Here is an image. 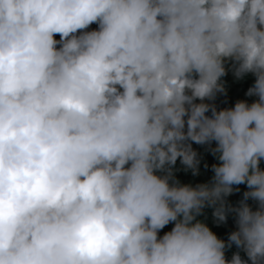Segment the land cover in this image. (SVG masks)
<instances>
[{
    "label": "clouds",
    "instance_id": "clouds-1",
    "mask_svg": "<svg viewBox=\"0 0 264 264\" xmlns=\"http://www.w3.org/2000/svg\"><path fill=\"white\" fill-rule=\"evenodd\" d=\"M262 158L264 0H0V264H264Z\"/></svg>",
    "mask_w": 264,
    "mask_h": 264
},
{
    "label": "trees",
    "instance_id": "trees-1",
    "mask_svg": "<svg viewBox=\"0 0 264 264\" xmlns=\"http://www.w3.org/2000/svg\"><path fill=\"white\" fill-rule=\"evenodd\" d=\"M93 28H98V25L96 23H93L89 26L88 30H91ZM55 38L59 39L60 34H55ZM226 68L228 69L227 74L225 78L229 80H234L235 76L229 71L230 66L226 65ZM199 102V101H197ZM209 103H215L218 108L222 107H229L227 100L224 99L222 93H218L216 98L212 101H206ZM212 146H215V142H213ZM193 148L198 151V153L201 156V165H200V174L197 176H193L191 171L189 170L188 172H184L183 165L179 163V160L177 162L176 167L180 168L181 171H178L176 173L177 178L181 180L182 183H202L210 180L211 176L213 175V172L211 170V164L216 163V158L211 154V152L208 150V146L206 145H197L195 142H193ZM204 162H207L209 167L205 169L203 167ZM234 187H238L240 189L239 192H234L230 196H228L226 199L232 204V205H237L239 200L243 198V192L247 190V185L246 184H240V185H235ZM250 204H253V201L249 199L248 201ZM212 209L207 208L205 209V213L207 215V222L210 224V226L213 228V231L217 233V235L225 240H227L228 234L235 230V220H234V215L229 214L228 219L225 223H222L220 225L214 224L213 218L211 216ZM173 226V223H170L169 225H166L163 229L160 230V235H163L164 232L171 230V227ZM237 251V248L235 244H233L232 248L228 250L226 253L227 257L230 259L232 252ZM241 255L246 259L247 257L245 254L241 251Z\"/></svg>",
    "mask_w": 264,
    "mask_h": 264
},
{
    "label": "rangeland",
    "instance_id": "rangeland-1",
    "mask_svg": "<svg viewBox=\"0 0 264 264\" xmlns=\"http://www.w3.org/2000/svg\"><path fill=\"white\" fill-rule=\"evenodd\" d=\"M254 80H255V77L251 73L246 74L243 78H240V88L231 90L232 107H234V104L237 100H246L249 103H251L255 99H258V97H254V96L250 97L246 95L247 89L253 85ZM260 167L264 168V158L261 159Z\"/></svg>",
    "mask_w": 264,
    "mask_h": 264
}]
</instances>
